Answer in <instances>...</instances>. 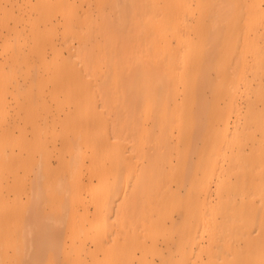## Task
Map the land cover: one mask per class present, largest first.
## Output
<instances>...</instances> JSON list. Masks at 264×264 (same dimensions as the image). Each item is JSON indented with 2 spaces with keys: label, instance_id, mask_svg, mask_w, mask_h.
<instances>
[{
  "label": "bare ground",
  "instance_id": "1",
  "mask_svg": "<svg viewBox=\"0 0 264 264\" xmlns=\"http://www.w3.org/2000/svg\"><path fill=\"white\" fill-rule=\"evenodd\" d=\"M53 1L67 0H49L51 6ZM46 2L37 0L38 7ZM95 5L96 16L91 6L85 10L92 23L76 53L86 74L74 68L64 86L75 108L62 119L66 153L47 175L55 181L49 197L40 186L27 202L15 193L23 187L16 168L29 166L31 147L23 134L19 140L27 153L14 152L18 136L0 119V264H125L129 259L137 264H199L203 251L213 262V246L218 240L226 244L227 236L211 231L209 244L203 245L198 223L208 230V215L200 209H214L232 185L243 189L248 183L253 192H264V155L248 145L252 123L264 106V0H95ZM240 13L246 14L243 20ZM54 60L51 79L62 81L65 61L58 54ZM214 68L220 70L216 79ZM0 72L5 84L14 70ZM92 78L99 80L106 111L97 108L94 89L87 84ZM249 88L257 96L247 98L253 114L241 133L231 137L232 112L240 109L235 94ZM106 113L113 115L111 121ZM33 122L42 142L43 128L35 118ZM209 123L218 126L212 128L205 156L195 160L192 144L206 136ZM254 162L256 172L243 168ZM84 173L99 184L86 189ZM130 177L132 191L127 193ZM4 184L14 192L11 199ZM144 199L149 202L141 211ZM175 207L180 222L190 226L165 238L162 250L156 237L168 225V208ZM112 211L124 224L122 233L109 227ZM129 213L136 215L132 230L125 228ZM154 255L159 263L150 259Z\"/></svg>",
  "mask_w": 264,
  "mask_h": 264
},
{
  "label": "rangeland",
  "instance_id": "2",
  "mask_svg": "<svg viewBox=\"0 0 264 264\" xmlns=\"http://www.w3.org/2000/svg\"><path fill=\"white\" fill-rule=\"evenodd\" d=\"M52 3H54L53 6L47 0L43 6L38 7L37 0H0V69L5 68L7 73L10 69L14 70L12 77L5 84L1 83L2 73L0 72V108L7 109L3 115L0 112V119L9 122L11 132L18 136L15 145L12 146L14 152L27 153L26 149L22 147L21 139L19 140V136L23 134L28 136V144L31 147L29 166L21 163L16 168L17 176L23 182V187L15 193H18L22 202H27L30 194L39 190L38 186L41 187L45 197H49L55 188V181L50 180L47 175L52 168L60 166L59 162L66 153L64 140L67 131H61L62 119L73 113L75 108V103L64 95V86L74 77L72 71L74 68L81 69V74H86L84 63L76 56V53L81 44L82 34L88 30L87 28L92 23L85 15V10L91 6L93 14L95 16L97 14L95 0H67L53 1ZM238 16L243 20L246 14L240 13ZM77 18L80 21H77ZM78 22L82 23L83 27L79 30L72 29ZM9 42L12 45L5 49ZM19 47L21 50L17 53L16 50ZM56 54L65 61L63 69L66 71V77L62 81L51 79L57 69L54 60ZM68 58H71V61L67 60ZM219 74L220 70L216 68L212 70L215 79L219 77ZM77 78L82 83V76L78 75ZM98 81V79L92 78L87 84L94 89L98 110L106 111L100 92L97 90ZM261 82L264 84V77ZM17 84L22 86L20 91L16 89ZM262 94L264 97V90ZM235 96L240 103V109L232 112L229 126L231 137H236L241 133L253 114V109L249 107L247 98H257L253 88H249L243 93L240 91ZM260 107L261 115L252 123V135L248 145L254 144L255 152L260 150L264 155V124H261L262 120L264 121V106ZM106 115L111 121L113 115L111 113H106ZM34 118L43 128L42 142L36 136V132L34 133L36 129ZM14 119L17 120V125H13ZM217 126V123L207 124L208 133L206 136L200 137L192 144L196 146L195 160L205 156L212 140V128ZM106 129L111 134L112 124H108ZM130 146L131 143H127L128 151ZM86 163L89 165V159ZM256 165L257 163L254 162V165L246 164L243 168L256 172L259 169ZM262 170L264 171V165ZM235 177L236 173H232L233 183L236 181ZM81 178L86 189L99 184L97 178L90 177L86 173ZM40 181L42 184H39ZM232 186L231 192L225 194L229 196L225 197L221 203L215 204L214 209L209 206L200 209L201 214L208 215L206 222L208 230L203 231V223H198V236L201 243L209 244L211 231L215 232V236L226 235L227 243L218 240V243L213 246V260H210L213 262H208L207 254L203 251V260L201 261L205 263L200 261L199 264H264V192H253L254 188L248 183L244 184L243 189H234V185ZM8 188V185L4 184L3 189L7 191L6 194L11 199L14 192ZM213 188H215L214 185ZM130 191H132L131 177L127 193ZM210 197L215 203L218 196L214 189ZM118 202L119 199L114 200L111 206L116 209ZM145 202L141 211L147 209L149 201L146 199ZM253 203L255 207H253ZM168 213L170 214L168 225L161 227L162 233L156 237L158 247L162 250L166 249L165 238L176 235V230H187L190 226L187 221L180 222L176 207L168 208ZM116 214L115 211L111 212L109 227L111 230L122 233L120 227L124 224H120V221L115 217ZM135 216L134 213H129L126 217V230L137 227ZM175 218L179 221L177 225H173L171 222ZM246 237L251 238L249 243H246ZM234 238H237L238 241H235ZM151 258L153 263L160 262L158 255L150 256ZM122 261L124 262V259ZM58 264L65 263L59 262ZM125 264H137V262L135 259H129L125 261Z\"/></svg>",
  "mask_w": 264,
  "mask_h": 264
}]
</instances>
